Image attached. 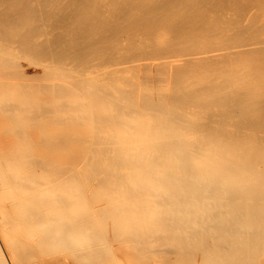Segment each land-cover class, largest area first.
Listing matches in <instances>:
<instances>
[{"label":"bare ground","instance_id":"bare-ground-1","mask_svg":"<svg viewBox=\"0 0 264 264\" xmlns=\"http://www.w3.org/2000/svg\"><path fill=\"white\" fill-rule=\"evenodd\" d=\"M0 264H264V0H0Z\"/></svg>","mask_w":264,"mask_h":264}]
</instances>
